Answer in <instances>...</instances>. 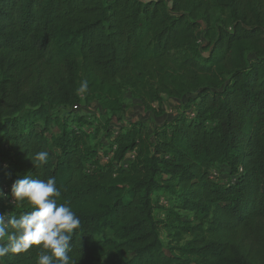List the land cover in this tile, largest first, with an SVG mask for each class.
Wrapping results in <instances>:
<instances>
[{"label":"trees","instance_id":"trees-1","mask_svg":"<svg viewBox=\"0 0 264 264\" xmlns=\"http://www.w3.org/2000/svg\"><path fill=\"white\" fill-rule=\"evenodd\" d=\"M125 91L176 113L113 130ZM24 175L56 178L77 264H264V0H0V190Z\"/></svg>","mask_w":264,"mask_h":264},{"label":"clouds","instance_id":"clouds-1","mask_svg":"<svg viewBox=\"0 0 264 264\" xmlns=\"http://www.w3.org/2000/svg\"><path fill=\"white\" fill-rule=\"evenodd\" d=\"M87 89L85 80L77 92L82 95ZM48 155L40 151L30 160L35 168H42ZM61 198L55 177L45 181L24 175L12 183L10 193L0 190V199L30 208L19 215L0 213V264L10 253L27 252L33 247H38L40 253L36 264H77L69 253L80 219L67 203L60 202Z\"/></svg>","mask_w":264,"mask_h":264},{"label":"rangeland","instance_id":"rangeland-1","mask_svg":"<svg viewBox=\"0 0 264 264\" xmlns=\"http://www.w3.org/2000/svg\"><path fill=\"white\" fill-rule=\"evenodd\" d=\"M122 103H123V112L117 117H114L111 121V128L113 130H117L119 126H126L130 122L140 121L142 122L150 131L157 127L159 124L168 120V117L174 115L176 110L174 108V101L170 99H164L161 107L154 106L153 112H145L142 110L140 103L131 95L129 91H125L122 95ZM73 112L86 116L89 120H92L94 116H97L96 123L102 124L104 121L103 112L99 111L98 106L95 103L86 104L85 102H80L78 105L72 107ZM160 111H163L162 113ZM121 119H117V118ZM99 126V125H98ZM89 134L90 142H96L99 136H101V132L95 134L94 128L90 127L87 130ZM213 178L215 180L224 182L229 180V176L227 175V171L225 168L222 169H213Z\"/></svg>","mask_w":264,"mask_h":264}]
</instances>
